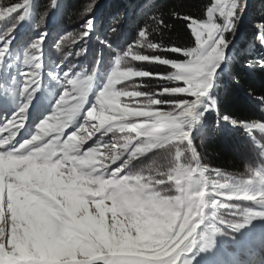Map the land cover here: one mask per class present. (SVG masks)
<instances>
[{"label":"snow or ice","instance_id":"1","mask_svg":"<svg viewBox=\"0 0 264 264\" xmlns=\"http://www.w3.org/2000/svg\"><path fill=\"white\" fill-rule=\"evenodd\" d=\"M31 4L32 0H10L0 5V21L25 20L32 11ZM56 4L57 0H52L51 6L55 7ZM246 6L247 0H214L206 9V20L183 17L195 38V46L184 52V62L180 63L170 62L163 55L166 50H175L176 46H166L151 38L152 32L158 31L161 26L166 27L162 20L154 18L157 27L151 30L141 28L132 45L116 51L113 67L103 89L98 91L95 101L87 108H82L84 97L98 71L100 57H97L93 68L84 73L86 79L84 76L72 79L70 73L58 71L56 79L62 81V94L57 98L55 106L63 109L65 117L55 126L46 127L50 119L48 117L39 124L36 134L29 140L19 142L16 137L24 127L27 111L42 86L43 74L40 69L47 34H41L28 45L20 73L21 83L16 93L20 97V106L0 124V133L7 132V135H0V160L15 163L21 171L29 165L32 167L31 185L39 187L27 186L28 190L39 204L55 216L70 219L66 212L71 211L77 218H90L97 215L100 204L106 205L110 209L103 214L106 219L97 217V221L101 226L107 225L109 235L118 234L124 225H129L128 230L134 234L135 230L142 227L140 222L151 215L154 209L163 207L168 210L169 227L163 234H153L149 241L144 242L148 246L139 249L134 244L121 249L116 239L106 246L96 239L97 234L90 226L75 220L61 226L56 233L58 241L79 243V246L71 249L69 255L63 257L62 264H185V257L194 251L197 233L205 220L208 204L219 207L226 200L237 198L264 202V175H257L261 187L256 192H250L243 184L232 187L216 183L215 178L221 174L200 167L199 155L192 144L193 131L197 135L203 134V127L198 125L196 118L202 112L216 107L211 90L218 86L216 74L227 59L231 43L229 34L234 38L238 18ZM91 10L90 5L87 11ZM174 15L180 18L178 14ZM83 29L80 39L89 38L95 30L93 17L85 21ZM12 40L11 33L0 36V64L8 54ZM100 43L111 47L106 41ZM56 47L60 49L61 45L57 44ZM82 54L76 53L78 56ZM136 62L161 65L171 63L177 71L172 75L150 73L138 69ZM260 67L264 68V61L260 62ZM130 72L135 75L129 76ZM134 77L164 79L167 83L158 93L141 91L134 81L117 87ZM10 79L0 77L3 89L11 86ZM69 95L74 98V103L64 108L63 104ZM124 97L130 101L136 98L138 102L123 103L121 98ZM5 99L10 102L7 95ZM156 106H167L168 110L153 111ZM77 113L83 117V123L77 124L74 127L76 131L68 135L67 139H61L65 135L64 129L69 127ZM136 118L143 119L138 122ZM222 119L230 120L227 116ZM241 123L235 121L234 125L239 126ZM258 127L264 128V123ZM77 132L85 134L77 136ZM108 133L127 135L122 137L123 143L116 136L110 142H104L102 137ZM94 136V146L83 150L85 143ZM188 149H191L190 155ZM161 150L169 155V163L173 165L170 171L154 170L149 165L140 173L131 172L133 161L149 152L159 153ZM173 152L175 160L171 159ZM98 161H102V164ZM53 174L66 180L78 177L92 187L87 191H79L71 186L57 185L51 182ZM15 175L16 169H13L5 177L6 181L11 183ZM173 186L175 194L170 192ZM3 208L6 227L0 229V259L4 264H17L9 259L15 255V245H10V240L14 238L7 188L3 193ZM244 226L241 224L238 228ZM50 238L46 233L42 236L45 251L48 250L47 242ZM154 241L159 242L158 250L152 247ZM89 245L94 246V256L86 254V246ZM28 250L35 258L18 264H42L39 253L31 246ZM135 251L144 255L128 254Z\"/></svg>","mask_w":264,"mask_h":264},{"label":"rangeland","instance_id":"2","mask_svg":"<svg viewBox=\"0 0 264 264\" xmlns=\"http://www.w3.org/2000/svg\"><path fill=\"white\" fill-rule=\"evenodd\" d=\"M60 1V0H57ZM256 0H247V6L243 8V14L238 18L234 38L232 34H229V39L231 43L228 46L227 59L221 64L220 70L216 74V84L217 77L221 76L223 71L228 69V57L229 53L235 47L237 41L239 40L240 34L244 29H247V14L249 8ZM9 3V2H7ZM6 3V4H7ZM214 3V0H213ZM207 19V15H206ZM205 19V20H206ZM95 20V19H94ZM9 20L0 21V36L3 34L4 25H8ZM262 25L251 26V28H256L255 30L259 32ZM22 29H17L11 33L13 40L11 47L8 51L7 56L5 57L2 64H0V77H11L9 84L11 85L7 89H3V85H0V124L4 123L6 118H10L14 112L17 111L20 106V97L17 95V89L21 83L20 73L23 70V59L25 56V51L27 47L21 49L20 46H23L24 43V33L27 31L25 26V21L21 22L19 26ZM264 27V26H263ZM49 28L46 30L48 32ZM53 31L47 34L44 46H48L50 40L53 37ZM259 35V34H258ZM27 36H30L28 34ZM23 38V39H22ZM22 39V40H21ZM95 39V38H93ZM58 40V38L56 39ZM53 41V40H52ZM56 44V41H53ZM88 44V43H87ZM88 46V45H86ZM87 48V47H86ZM85 48V50H86ZM143 51V50H142ZM89 55L88 51H85ZM185 51H181L184 55ZM44 56V49H43ZM115 55L106 57L103 62V66L107 68V72L104 75L101 81H98V74L96 73L93 77V80L90 82L87 94L84 97L85 104L82 108H87L91 105L96 97L98 96V91L103 89V86L106 83V77L110 74V71L113 67L112 61ZM16 63V66L14 62ZM53 62V59L50 63ZM173 63L184 62L181 60L170 61ZM54 63V62H53ZM52 64V63H51ZM109 65V66H107ZM111 65V66H110ZM59 65L49 66V63L45 65V59L41 60V69L42 72V86L36 93V99L32 101V106L27 111V119L24 127L20 132L28 131L30 132L29 136L26 137L30 139L33 134H36L39 128V124L44 122L48 117L46 127H53L60 122V119H63L66 115L62 108H57L55 106L56 100L59 95L62 94V89L60 87L62 81L56 79L57 72H68L71 74L72 79H77L81 76H84L85 72L90 71L89 68L81 66L79 71V64L73 69H70L66 64L62 67ZM155 66H164L170 71L168 75L174 74L177 69L172 68L171 63L169 65H161L155 63L147 62H136V67L140 70H146L148 72L151 67ZM109 68V69H108ZM62 74V73H61ZM129 76L135 75V73H128ZM222 77V76H221ZM86 79V76H84ZM159 80L160 84H166L167 82L164 79L157 78H132L130 81H124L122 84L117 85L118 88L123 87V84H131L133 81L139 90L144 92H159L153 86L149 85V80ZM103 82V83H102ZM147 82V83H146ZM218 85V84H217ZM174 86V85H170ZM213 88L211 91L216 89ZM66 90V89H64ZM129 90H133L130 88ZM12 97L10 102L5 99V96ZM123 103L134 104L137 101L136 98L129 100L124 97L121 98ZM72 103H74V98L69 95L67 97V102L63 104L64 108H67ZM122 103V106H123ZM55 109V110H54ZM167 106H156L153 111H167ZM210 111L202 112L196 119L199 124L200 120L205 118V116L210 113ZM107 115V113H105ZM139 121H142L143 118H136ZM83 117L77 113L76 117L70 122L69 127L64 129L65 135L61 139H67V136L70 135L73 131H76L74 127L77 124L83 123ZM98 123V121H96ZM250 125L251 127H248ZM260 123H249L241 124L237 127H241L247 131L254 132L256 130L264 131V128L258 127ZM236 126V125H235ZM195 131L192 133V137L195 135ZM56 134V133H54ZM85 133L77 132V136L84 135ZM100 136V133L96 134ZM127 133H108L102 137L104 142H110L116 136V139L123 143V136H126ZM54 136V135H53ZM49 137H45L48 139ZM96 137L94 136L92 140H89L85 143L83 150H87L88 147L94 146V141ZM193 140V139H192ZM16 141L23 142L25 139H17ZM191 150V149H190ZM188 152L189 149L187 150ZM151 152L147 153L145 156L141 157L139 160H142L149 156ZM164 161L161 166L154 167V170L161 171H170L172 164L169 163V155L164 152ZM171 159L175 160L174 152L171 154ZM139 160L133 161V165L130 166L131 172L133 174L140 173L142 170L147 169L148 166L139 164ZM102 164V161H98ZM119 163V162H117ZM115 167V165H113ZM200 167L203 165L200 161ZM30 170L28 171H19L16 173L15 177L12 179V182L9 183L4 179L8 175H0V229L6 227L5 222V213L3 208V193L4 189H8L9 193V211L11 212V221H12V236L14 239L10 240V245L14 244V253L15 255L11 256L9 259L11 261L21 262L27 261L29 259H34L35 257L29 252V246L35 249L39 253V258L43 264H62L63 257L70 254L72 248L79 246L78 241H71L69 243H62L56 239V233L58 229L63 225L70 224L73 220L77 223L90 226L91 229L97 234L96 239L100 242L106 244V246L111 245L112 240L116 239L119 243L121 249H126L130 244L139 249L141 247H147L145 241H149L153 234H163L164 231L169 227L167 222L168 220V210L166 208H157L154 209L151 215H147L140 223L142 227L135 230L133 234L130 232L129 225H124L119 229L118 234L113 233L109 235L107 231V225L101 226L97 217L104 218V213L109 211L104 204H100L97 208V215L90 218L80 217L77 218L71 211L66 212V216L70 219H63L61 217L55 216L43 205L36 208V199L33 195L30 194L28 187H39L37 185H31L32 172L33 169L29 165ZM128 171V170H126ZM10 173V172H9ZM30 174V175H29ZM264 175V167L257 168L254 172H250L247 176L237 177L232 175H219L215 178L216 183L229 184L232 187L243 184L246 185L250 192H256L260 190L261 185L257 182V175ZM55 177L51 182H54L57 185H63L64 187H69L73 181H79L76 177H71L69 180H66L64 177L53 174ZM59 177V178H58ZM78 178V177H77ZM58 181H57V180ZM62 179V180H61ZM73 179V180H72ZM3 180V181H2ZM64 180V181H63ZM72 180V182H70ZM66 181V182H65ZM59 182V183H58ZM70 183V184H69ZM80 185L79 191H87L91 185ZM19 187V188H18ZM17 188V190H16ZM174 188V186H173ZM22 189V190H21ZM67 199V197H65ZM215 197H212L214 199ZM230 202V205L235 206L239 203V206L235 207L232 211H227V217L233 216L232 220L228 223H225V228H218L217 226L211 225L209 220L213 217H218L223 215V211L230 210L226 209V203ZM222 203L219 207L215 205L208 204L206 209V217L204 222L201 224L200 229L197 233L196 245L192 254H189L185 257V264H264V202L259 200H248V199H229ZM250 203L253 207H249L244 210V204ZM248 206V205H246ZM254 208V209H251ZM36 212V213H35ZM213 216V217H212ZM97 221L96 223H93ZM216 221V220H215ZM245 225L243 228H238L239 225ZM48 234L51 238L47 242L48 250H44V243L42 241L43 234ZM2 237V233H0ZM152 247L158 250L159 242L154 241ZM61 249H68V251H62ZM86 254L89 256H94L95 250L94 246H86ZM131 255H144V253L135 251L129 252ZM150 258V257H149ZM0 264H4L3 260L0 259Z\"/></svg>","mask_w":264,"mask_h":264},{"label":"trees","instance_id":"3","mask_svg":"<svg viewBox=\"0 0 264 264\" xmlns=\"http://www.w3.org/2000/svg\"><path fill=\"white\" fill-rule=\"evenodd\" d=\"M7 2L10 0H0V5ZM212 3L213 0H60L59 7L56 8L58 17L54 22L56 29L47 46L51 53L49 58L58 57L59 63H66L70 68L86 58V43L85 39H80V34L84 30L85 21L93 17L97 19V37L92 45L94 60L91 59L88 63L94 66L99 56V71L109 54L115 55L117 50L122 51L136 41L141 28L151 30L157 27L154 18H158L166 27L161 26L158 31L152 32L151 38L166 46H176L175 50H166L163 55L170 61H183L184 55L179 52L195 46V38L183 17L205 20L206 9ZM51 5L52 0H32V11L28 17L30 29L27 32L30 36L26 35L24 40L27 47L38 36L47 33L54 11ZM90 5L92 10L88 12ZM249 11L247 29L242 31L229 53L228 69L221 73L222 77H217L218 86L212 91L216 107L198 124L202 125L203 134L195 133L192 140L203 165L202 169L237 177L247 176L257 168L264 167V131L251 132L234 125L235 121H241V124L264 123V68L260 67V62L264 61V0H256ZM20 23L17 20L4 25L2 36L16 31ZM256 25H262L263 29L257 32L256 28H251ZM101 41H106L111 47H105ZM57 44L61 45L60 49H57ZM77 52L83 54L78 56ZM149 71L162 75L170 72L164 66L151 67ZM158 81L152 79L148 84L159 91L165 83L160 84ZM224 116L230 120H223ZM189 151L191 152L190 149ZM163 157V150L159 153L151 152L138 163L160 169L158 167L162 165ZM170 192L175 194V188L172 187ZM225 203L226 209L230 210L223 211L221 216H212L209 220L210 224L213 223L211 225L221 230L233 218L227 217V211L239 206V203L235 206L230 205V202ZM249 207H253L252 204H244V210Z\"/></svg>","mask_w":264,"mask_h":264},{"label":"bare ground","instance_id":"4","mask_svg":"<svg viewBox=\"0 0 264 264\" xmlns=\"http://www.w3.org/2000/svg\"><path fill=\"white\" fill-rule=\"evenodd\" d=\"M228 66V64H227ZM0 135H4V133H0ZM52 135H56L54 133H52ZM13 169H16V173L21 171L17 168V165L15 163H11V162H6V161H3V160H0V175L1 176H6V175H9V172H12ZM30 170L29 166L27 168H24L22 171H28ZM30 175V174H29ZM55 177V175H53V178ZM59 178V177H58ZM5 179V178H4ZM76 179L79 180V178L76 177ZM57 180V179H56ZM59 180V179H58ZM57 180V181H58ZM62 180V179H61ZM73 180V179H72ZM72 180L70 182H72ZM3 181V180H2ZM64 181V180H63ZM66 182V181H65ZM59 183V182H58ZM70 184V183H69ZM80 185H84V183L82 181H73V183L70 185L71 187L73 188H76L79 190V186ZM86 186V185H85ZM19 188V187H18ZM17 190V188H16ZM22 190V189H21ZM36 208L37 207H40L41 208V204H39V202H36ZM36 213V212H35ZM43 264V263H42Z\"/></svg>","mask_w":264,"mask_h":264}]
</instances>
